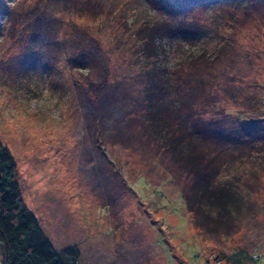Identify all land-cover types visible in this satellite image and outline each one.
Here are the masks:
<instances>
[{
	"label": "rangeland",
	"instance_id": "obj_1",
	"mask_svg": "<svg viewBox=\"0 0 264 264\" xmlns=\"http://www.w3.org/2000/svg\"><path fill=\"white\" fill-rule=\"evenodd\" d=\"M73 2L77 8L70 0H0V142L51 245L58 253L75 247L82 264H225L240 249L261 253L264 159L236 164L241 186L254 185L250 210L226 231L195 229L183 198L194 177L143 121L138 97L147 81L135 30L164 27L157 62L174 86L203 71L190 108L173 107L191 138L205 129L241 135L245 117L264 130V0ZM187 16L196 19L169 23ZM40 44L50 53L40 54ZM202 51L200 69L183 63L185 52ZM221 136L211 138L219 161L229 157Z\"/></svg>",
	"mask_w": 264,
	"mask_h": 264
},
{
	"label": "trees",
	"instance_id": "obj_2",
	"mask_svg": "<svg viewBox=\"0 0 264 264\" xmlns=\"http://www.w3.org/2000/svg\"><path fill=\"white\" fill-rule=\"evenodd\" d=\"M231 1L237 3L238 0ZM70 2L77 8L76 2L73 0ZM226 6L225 3L224 7ZM148 26L146 23L135 30L138 38L136 42L139 75L142 79L145 77L147 81L144 88L141 87V99L138 97L140 105L144 104L143 121L147 123L153 140L170 153L182 171L194 177L188 191L183 194L186 212L193 227L211 234L223 228L227 230L243 216L244 209L250 210L253 193L247 189L254 191L252 187L254 185L245 180L241 186V176L234 174L237 172L236 164L242 163L243 160L255 162L257 159H264V144L260 145L257 142L256 145L252 140L254 138L257 141L263 140L264 130L257 126L258 123L254 119L245 117L238 125L245 133L243 136L236 134L235 130L233 135H225L224 138L221 132L215 135L212 130L205 129L207 132L204 130L200 138L195 140L191 138L192 129L188 130L186 122H182L185 124L182 127L180 115L173 107L175 104H181L190 108L189 105L191 102L194 103L196 94L203 89L205 75L202 70L198 71L197 75L192 71L187 75L189 82H185L183 88L171 84L170 80H167L168 76H165L166 70L157 62L161 47L158 45L159 38L156 34L163 31L164 27L157 24ZM126 30L128 28L125 23L124 32ZM222 50L223 48L220 49ZM198 53L199 55L185 52V56H182L183 63L190 62L191 65H195L194 67L199 66L201 61H205L203 54L205 51ZM85 55L87 53L80 51V60L84 58L83 61L87 59L89 62ZM219 56L220 54L214 56L215 62ZM78 69L84 71L88 70V67L80 64ZM194 76L195 84L192 83ZM195 88H199V91H193ZM212 136H217L218 139L221 136L229 150L228 159L219 161L222 153L214 151L216 147L212 145ZM0 255L1 264H82L80 253L75 247L67 248L60 253L54 249L36 218L22 202L14 159L1 142ZM224 261L225 264H250L253 259L247 250L240 249L226 255Z\"/></svg>",
	"mask_w": 264,
	"mask_h": 264
},
{
	"label": "snow or ice",
	"instance_id": "obj_3",
	"mask_svg": "<svg viewBox=\"0 0 264 264\" xmlns=\"http://www.w3.org/2000/svg\"><path fill=\"white\" fill-rule=\"evenodd\" d=\"M145 2H151V0H145ZM196 19L195 16H187V17H179L176 19H173L171 21H169V23H190L193 22ZM38 51L40 54L42 55H47L50 53V49L46 48L43 44L38 45ZM242 136L245 134L244 132L240 133Z\"/></svg>",
	"mask_w": 264,
	"mask_h": 264
},
{
	"label": "built area",
	"instance_id": "obj_4",
	"mask_svg": "<svg viewBox=\"0 0 264 264\" xmlns=\"http://www.w3.org/2000/svg\"><path fill=\"white\" fill-rule=\"evenodd\" d=\"M262 253H258L252 256L254 260L259 259L261 257Z\"/></svg>",
	"mask_w": 264,
	"mask_h": 264
},
{
	"label": "crops",
	"instance_id": "obj_5",
	"mask_svg": "<svg viewBox=\"0 0 264 264\" xmlns=\"http://www.w3.org/2000/svg\"><path fill=\"white\" fill-rule=\"evenodd\" d=\"M261 253H262V255H261V256H263V257H264V248L262 249V252H261ZM261 259H262V258H261ZM261 259H260V260H261ZM255 262H256V260H253V262H252V263H250V264H254Z\"/></svg>",
	"mask_w": 264,
	"mask_h": 264
},
{
	"label": "clouds",
	"instance_id": "obj_6",
	"mask_svg": "<svg viewBox=\"0 0 264 264\" xmlns=\"http://www.w3.org/2000/svg\"><path fill=\"white\" fill-rule=\"evenodd\" d=\"M253 256V255H252ZM253 259V258H252ZM254 260V259H253Z\"/></svg>",
	"mask_w": 264,
	"mask_h": 264
}]
</instances>
